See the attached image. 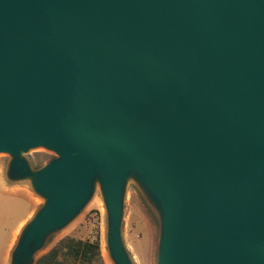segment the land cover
I'll return each instance as SVG.
<instances>
[{"label": "water", "instance_id": "95a60500", "mask_svg": "<svg viewBox=\"0 0 264 264\" xmlns=\"http://www.w3.org/2000/svg\"><path fill=\"white\" fill-rule=\"evenodd\" d=\"M57 156L34 170L23 154ZM0 153L45 199L11 264L100 184L108 251L135 177L157 264H264V0H0Z\"/></svg>", "mask_w": 264, "mask_h": 264}, {"label": "rangeland", "instance_id": "374dc122", "mask_svg": "<svg viewBox=\"0 0 264 264\" xmlns=\"http://www.w3.org/2000/svg\"><path fill=\"white\" fill-rule=\"evenodd\" d=\"M36 170L54 159L57 154L45 147L33 148L23 154ZM12 157L0 153V264H9L12 236H19L22 228L33 218L45 199L35 190L31 179L12 180L7 176ZM122 238L133 264H157L161 235V214L143 186L135 177L127 181L124 194ZM100 238L101 253L105 264H115L108 246V212L103 192L97 183L93 195L71 222L51 233L35 259L48 252L62 237Z\"/></svg>", "mask_w": 264, "mask_h": 264}, {"label": "trees", "instance_id": "16d2710c", "mask_svg": "<svg viewBox=\"0 0 264 264\" xmlns=\"http://www.w3.org/2000/svg\"><path fill=\"white\" fill-rule=\"evenodd\" d=\"M33 264H105L100 238L62 237L48 252L40 255Z\"/></svg>", "mask_w": 264, "mask_h": 264}, {"label": "crops", "instance_id": "0c3cea01", "mask_svg": "<svg viewBox=\"0 0 264 264\" xmlns=\"http://www.w3.org/2000/svg\"><path fill=\"white\" fill-rule=\"evenodd\" d=\"M17 234H16V231H14V235L12 236V239H11V242H10V247L9 249H11V247L13 248V246L16 244V241H17ZM13 250V249H12ZM9 264H11V254H10V261H9Z\"/></svg>", "mask_w": 264, "mask_h": 264}]
</instances>
